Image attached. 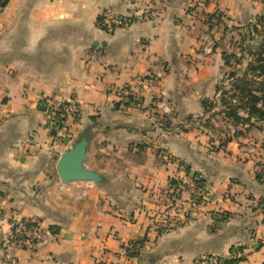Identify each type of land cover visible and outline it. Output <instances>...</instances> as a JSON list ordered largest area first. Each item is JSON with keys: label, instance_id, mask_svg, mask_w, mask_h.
<instances>
[{"label": "crops", "instance_id": "crops-1", "mask_svg": "<svg viewBox=\"0 0 264 264\" xmlns=\"http://www.w3.org/2000/svg\"><path fill=\"white\" fill-rule=\"evenodd\" d=\"M146 6L156 15L130 27L98 24L103 11ZM263 14L264 0H8L0 14V199L8 214L39 217L48 231L34 253L16 251L20 264L210 256L264 264V122L230 128L227 116L224 139L205 123L227 115L218 108L222 85ZM135 77L146 78L140 102L123 105L115 90ZM47 97L73 99L80 112L60 129ZM82 137L85 166L102 181L63 183L56 163ZM192 176L203 180L197 200L186 188ZM164 197L173 209L162 213L174 215L162 220L154 209L163 210L156 203Z\"/></svg>", "mask_w": 264, "mask_h": 264}, {"label": "built area", "instance_id": "built-area-1", "mask_svg": "<svg viewBox=\"0 0 264 264\" xmlns=\"http://www.w3.org/2000/svg\"><path fill=\"white\" fill-rule=\"evenodd\" d=\"M150 5V4H149ZM5 5L0 0V14ZM156 15L152 6H146L142 11L133 10L128 14H119L113 11H103L98 18V24L106 29L113 30L117 27H130L134 22L150 19ZM2 29L0 28V36ZM146 78L135 77L131 81L118 87L116 91L117 101L123 105H136L140 102L141 90L144 87ZM45 110L48 112L53 122L60 124V129H64L65 121L68 117H76L80 112V107L73 99H53L45 98L42 101ZM232 128V125H229ZM249 151L254 150L250 145ZM172 206L180 200L183 187L180 184L170 185ZM186 188L192 198L197 200L205 195L202 187L198 186L196 178H189ZM169 209V208H168ZM173 209V207H170ZM47 229L43 220L39 217H25L18 212L7 213L2 200L0 199V246L4 250L7 264H20L16 251L19 249L34 253L46 242ZM140 248L139 244L128 246V250L136 252ZM194 264H225L218 256L199 258Z\"/></svg>", "mask_w": 264, "mask_h": 264}, {"label": "trees", "instance_id": "trees-1", "mask_svg": "<svg viewBox=\"0 0 264 264\" xmlns=\"http://www.w3.org/2000/svg\"><path fill=\"white\" fill-rule=\"evenodd\" d=\"M1 1L4 5L8 2V0ZM255 32L263 38L261 43L256 45V47H254L255 43L251 41ZM243 36V47L245 49L247 46L246 44L250 42L249 48L252 49L254 62L251 63L252 60H250L248 65L249 70H247L242 77L237 76V78L234 79L236 76L235 73L229 75V78H231L230 81H232L231 86L233 88L234 98L240 94L241 101L236 105H233L234 103L232 104L230 101L226 114L235 122H243L251 118H256L264 122V17L258 16L256 21L250 25ZM236 60L239 61L240 59L237 58ZM205 103L204 101V104ZM239 110L244 111L246 116L241 115ZM257 177L261 180L263 176L261 173H258ZM196 180L198 186L201 187L200 185L203 184V180L201 178ZM135 253L136 252H132L130 254ZM219 258L222 259L225 264H235L241 260V257Z\"/></svg>", "mask_w": 264, "mask_h": 264}, {"label": "rangeland", "instance_id": "rangeland-1", "mask_svg": "<svg viewBox=\"0 0 264 264\" xmlns=\"http://www.w3.org/2000/svg\"><path fill=\"white\" fill-rule=\"evenodd\" d=\"M261 17H264V14L263 15H261ZM263 40V38H262V36H260L257 32H255L254 34H253V38L251 39V41L252 42H254L255 43V46L254 47H256V45H259L260 43H261V41ZM247 46H246V48H245V53H244V56H241V59H240V62H238V64L240 65L238 68H235V70L232 72V73H235V77H234V79L235 78H237V76L238 77H242L243 76V74L247 71V70H249L248 68V65H249V63H250V60H252L251 61V63H253L254 61V59H253V56H252V49L251 48H249V45H250V42H248L247 44H246ZM253 48V47H252ZM248 55V57H249V60H247V56ZM231 73V72H230ZM250 74V73H249ZM226 79H229V77L228 78H226ZM233 79V80H234ZM231 84H232V81H227V83H225V84H223L222 85V89H221V94L220 95H223V99H220V101H219V105H218V108H220V107H223L222 109L225 111V109L227 108V107H229V103H230V101H231V103L233 104V105H236V104H239L240 103V97H241V95L239 94V96L237 95H235L236 97L234 98V95H233V88H232V86H231ZM221 88V87H220ZM225 94V95H224ZM233 98V99H232ZM217 111V110H216ZM225 117H227V115L226 116H219V117H208V118H206V125H208V126H206V128L208 129V130H210V132L211 133H213L212 131H213V129L215 130V129H218L219 131L220 130H222L223 132V135L221 136L222 138L221 139H224V135H228V133L226 132V128H228L229 129V127H227L226 126V122L224 123V121L226 120L225 119ZM230 123L232 124V128H233V126H235L234 125V120L232 119V118H230ZM215 134V133H214ZM218 136H220V134H218ZM190 178H193V176L192 177H190ZM196 179H200V178H196ZM79 181H81V180H79ZM161 201L163 202V203H161ZM164 202H167V203H165L164 204ZM171 201H169V200H167L165 197H164V201L163 200H161V199H158V202L156 203V204H160V205H163V207H162V209L163 210H161V207H159V209L158 208H155L154 210H155V215H156V217L158 218V219H162V220H165V217H163V215L164 216H170V215H174V214H163L164 213V211H165V208L166 207H164V206H170L171 204ZM176 207V206H175ZM175 207H174V209H175ZM168 208H166V210H167ZM169 209H170V207H169ZM172 211V210H171ZM175 212H176V210H174ZM163 212V213H162ZM159 221V220H158ZM161 222H163V221H161ZM163 224V223H162ZM159 228V227H158ZM164 229V226H161L158 230H160V229Z\"/></svg>", "mask_w": 264, "mask_h": 264}, {"label": "water", "instance_id": "water-1", "mask_svg": "<svg viewBox=\"0 0 264 264\" xmlns=\"http://www.w3.org/2000/svg\"><path fill=\"white\" fill-rule=\"evenodd\" d=\"M87 145L88 140L82 137L60 154L56 163V171L63 183L75 180L102 181L98 172L85 166Z\"/></svg>", "mask_w": 264, "mask_h": 264}]
</instances>
